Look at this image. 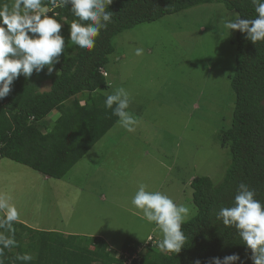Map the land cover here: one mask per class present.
<instances>
[{"label":"rangeland","instance_id":"rangeland-1","mask_svg":"<svg viewBox=\"0 0 264 264\" xmlns=\"http://www.w3.org/2000/svg\"><path fill=\"white\" fill-rule=\"evenodd\" d=\"M236 16L212 2L115 36L107 95L118 87L130 93L129 111L139 121L135 131L117 121L60 179L0 158V194L13 198L20 222L99 236L117 256L127 239L144 244L149 237L163 238L131 204L140 184L187 205V220L192 218V179L207 176L216 185L230 163L221 132L232 123L229 77L235 68L236 30L229 31L225 21ZM137 48L142 55H136ZM42 89H48L47 82Z\"/></svg>","mask_w":264,"mask_h":264},{"label":"trees","instance_id":"trees-1","mask_svg":"<svg viewBox=\"0 0 264 264\" xmlns=\"http://www.w3.org/2000/svg\"><path fill=\"white\" fill-rule=\"evenodd\" d=\"M212 2L241 18L255 16L250 0H112V22L88 50L69 38V25L76 19L70 5L55 8L56 18L64 23L65 52L51 75L20 76L12 92L0 99V158L21 163L43 177L63 178L118 121L104 104L113 38L136 24ZM232 43V123L221 132L230 163L216 185L207 176L192 179L196 213L182 225L188 239L179 253L152 246L139 251L143 244L127 239L120 250L126 256H116L98 236L34 229L19 221L14 225L18 246L4 250L5 264L24 252L35 257L32 264H125L133 255L137 256L130 264H194L197 258L205 264L213 256L222 258L233 252L241 255L244 264H252L237 231L224 226L216 213L222 206H231L240 182L256 189L257 199L264 201V41L253 43L236 30ZM46 82L48 89L43 90ZM51 112L57 117H49Z\"/></svg>","mask_w":264,"mask_h":264},{"label":"clouds","instance_id":"clouds-1","mask_svg":"<svg viewBox=\"0 0 264 264\" xmlns=\"http://www.w3.org/2000/svg\"><path fill=\"white\" fill-rule=\"evenodd\" d=\"M250 3L254 17L236 16L226 20L225 27L229 31L238 30L253 43L264 41V0H250ZM111 4L112 0H48L47 4L44 0H0V99L12 92L20 76L28 79L33 73L51 75L54 72L66 48L62 34L64 23L56 18L55 8L70 5L76 19L69 25V38L79 48L91 50L101 30L112 22ZM142 54L143 49L137 48L136 55ZM131 103V95L123 87L108 94L104 101L105 108L111 109L120 126L128 132H134L139 123L129 111ZM131 204L162 233L158 243L162 252L181 251L188 239L182 228L190 215L187 205L176 203L164 192L148 190L145 184L139 185ZM20 219V210L13 198L0 194V264H5L4 250L18 246L14 225ZM216 219L237 231L246 253L250 252L248 259L252 264H264V201L257 199L256 189L240 182L231 206L220 207ZM34 259L31 253H17L11 264H32ZM194 264H201V260L197 258ZM205 264H244V260L233 252L222 258L213 256Z\"/></svg>","mask_w":264,"mask_h":264},{"label":"built area","instance_id":"built-area-1","mask_svg":"<svg viewBox=\"0 0 264 264\" xmlns=\"http://www.w3.org/2000/svg\"><path fill=\"white\" fill-rule=\"evenodd\" d=\"M151 238V241H149L148 239H147V242L146 243H144L142 246L143 247H146V246H152V247H158V243H159V240H157V239H154L153 237H150ZM159 248V247H158ZM142 248L140 247L139 248V251L141 250ZM120 255H122L123 257L124 256H126V253H122V252H120ZM137 255H133L131 258H129L128 260H125L124 261V263L125 264H130V262H131V259L132 258H134V257H136Z\"/></svg>","mask_w":264,"mask_h":264},{"label":"crops","instance_id":"crops-1","mask_svg":"<svg viewBox=\"0 0 264 264\" xmlns=\"http://www.w3.org/2000/svg\"><path fill=\"white\" fill-rule=\"evenodd\" d=\"M64 233H67V232H64ZM99 237V236H98ZM101 238V237H100ZM102 239V238H101ZM103 240V239H102Z\"/></svg>","mask_w":264,"mask_h":264}]
</instances>
